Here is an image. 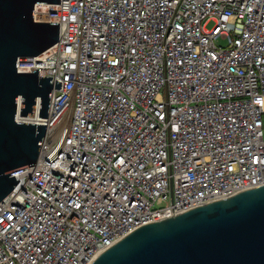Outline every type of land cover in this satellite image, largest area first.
Instances as JSON below:
<instances>
[{
    "label": "built area",
    "instance_id": "obj_1",
    "mask_svg": "<svg viewBox=\"0 0 264 264\" xmlns=\"http://www.w3.org/2000/svg\"><path fill=\"white\" fill-rule=\"evenodd\" d=\"M34 18L58 42L16 71L61 84L46 118H19L45 135L0 202V264H88L264 186V0H59Z\"/></svg>",
    "mask_w": 264,
    "mask_h": 264
},
{
    "label": "water",
    "instance_id": "obj_2",
    "mask_svg": "<svg viewBox=\"0 0 264 264\" xmlns=\"http://www.w3.org/2000/svg\"><path fill=\"white\" fill-rule=\"evenodd\" d=\"M59 0H0V202L17 185L12 174L34 166L46 118L60 84L18 73V59L37 57L59 39L58 23L36 21L37 5ZM88 264H264V186L240 191L168 219L141 226L102 250Z\"/></svg>",
    "mask_w": 264,
    "mask_h": 264
},
{
    "label": "rangeland",
    "instance_id": "obj_3",
    "mask_svg": "<svg viewBox=\"0 0 264 264\" xmlns=\"http://www.w3.org/2000/svg\"><path fill=\"white\" fill-rule=\"evenodd\" d=\"M209 26H210V25H209ZM209 26H208V27H209ZM216 44H217V45H223V44H224V41H222V40L219 39V40L216 41Z\"/></svg>",
    "mask_w": 264,
    "mask_h": 264
},
{
    "label": "bare ground",
    "instance_id": "obj_4",
    "mask_svg": "<svg viewBox=\"0 0 264 264\" xmlns=\"http://www.w3.org/2000/svg\"><path fill=\"white\" fill-rule=\"evenodd\" d=\"M37 163H38V162H37ZM37 163H35V164H37ZM35 164H34V165H35Z\"/></svg>",
    "mask_w": 264,
    "mask_h": 264
}]
</instances>
